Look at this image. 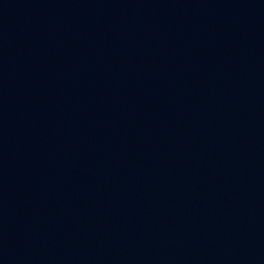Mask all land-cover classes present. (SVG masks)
Listing matches in <instances>:
<instances>
[{
  "label": "water",
  "instance_id": "95a60500",
  "mask_svg": "<svg viewBox=\"0 0 264 264\" xmlns=\"http://www.w3.org/2000/svg\"><path fill=\"white\" fill-rule=\"evenodd\" d=\"M0 264H264V0H0Z\"/></svg>",
  "mask_w": 264,
  "mask_h": 264
}]
</instances>
